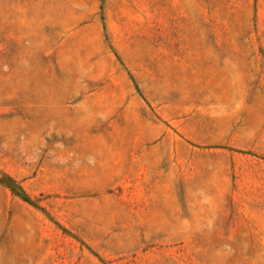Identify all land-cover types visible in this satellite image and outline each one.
<instances>
[{
  "label": "rangeland",
  "instance_id": "rangeland-1",
  "mask_svg": "<svg viewBox=\"0 0 264 264\" xmlns=\"http://www.w3.org/2000/svg\"><path fill=\"white\" fill-rule=\"evenodd\" d=\"M0 264H264V0H0Z\"/></svg>",
  "mask_w": 264,
  "mask_h": 264
}]
</instances>
